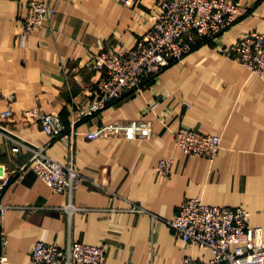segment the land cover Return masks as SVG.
<instances>
[{
  "label": "crops",
  "instance_id": "obj_1",
  "mask_svg": "<svg viewBox=\"0 0 264 264\" xmlns=\"http://www.w3.org/2000/svg\"><path fill=\"white\" fill-rule=\"evenodd\" d=\"M34 1L52 12L22 34ZM232 1L241 14L216 40L194 48L139 92L78 120L70 133L77 111L96 99L90 57L117 41L132 48L158 0H0L1 264H35L36 242L102 245V264L207 262V249L185 245L160 221L171 220L191 197L210 206H244L248 225L264 237V77L219 51L243 34L264 33V0ZM31 110L57 114L65 131L50 139L24 115ZM181 126L221 138L213 161L190 159L174 144ZM10 138L71 166L81 183L71 194L54 191L29 168L27 148L12 156ZM169 158L171 172L158 175L156 163Z\"/></svg>",
  "mask_w": 264,
  "mask_h": 264
},
{
  "label": "built area",
  "instance_id": "obj_2",
  "mask_svg": "<svg viewBox=\"0 0 264 264\" xmlns=\"http://www.w3.org/2000/svg\"><path fill=\"white\" fill-rule=\"evenodd\" d=\"M128 2L123 0L125 5ZM51 12L42 1L29 3L20 33L31 32L40 25L43 16ZM240 14L239 3L232 0H158L148 15L147 31L132 48L117 41L90 57L89 64L98 74L93 88L96 99L77 111V118L71 121L70 133L78 120L139 92L163 69L182 60L198 42L216 40ZM219 51L233 54L251 74L264 77V33L248 32L226 51L222 48ZM24 115L33 117L50 139L58 138L65 131L55 113L31 110ZM10 140L12 156L16 157L21 147L27 148L31 152L29 168L54 191L71 194L81 183L78 172L71 166L50 160L43 149L30 147L15 138ZM172 140L188 158L207 161L214 160L221 143L219 136L203 134L187 126L179 127L172 134ZM172 166V158L162 159L154 169L158 175L166 176ZM3 213L4 207L0 204V216ZM248 217L249 212L242 205L235 208L210 206L198 197H191L181 201L171 220L160 221L185 245L207 249L211 254L207 262L186 257L182 264H264L262 231L250 227ZM0 245H4L3 235H0ZM104 253L102 245L70 242L60 248L36 242L30 257L35 264H102ZM4 260V253L0 252V264Z\"/></svg>",
  "mask_w": 264,
  "mask_h": 264
},
{
  "label": "trees",
  "instance_id": "obj_3",
  "mask_svg": "<svg viewBox=\"0 0 264 264\" xmlns=\"http://www.w3.org/2000/svg\"><path fill=\"white\" fill-rule=\"evenodd\" d=\"M205 42H207V40L198 42V44H197L194 48H196L197 46H199L200 44H203V43H205ZM194 48H193V49H194Z\"/></svg>",
  "mask_w": 264,
  "mask_h": 264
}]
</instances>
